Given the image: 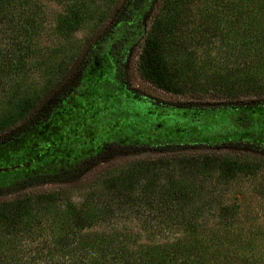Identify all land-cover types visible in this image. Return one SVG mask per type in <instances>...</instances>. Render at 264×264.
Returning a JSON list of instances; mask_svg holds the SVG:
<instances>
[{
  "label": "trees",
  "instance_id": "obj_1",
  "mask_svg": "<svg viewBox=\"0 0 264 264\" xmlns=\"http://www.w3.org/2000/svg\"><path fill=\"white\" fill-rule=\"evenodd\" d=\"M178 1L166 0L163 18H156L145 29L141 38L145 74L166 92L192 96L185 102L170 103L171 106L201 111L263 107L264 0H199L202 7L198 23L204 32L211 25L215 29L214 37L221 44L212 56L216 58L207 55L204 62L206 74L211 72L214 79L200 86V90L188 81L171 79L172 74L162 62V46L166 42L162 25L172 17ZM41 2L0 0V147L18 141L48 121L80 84L91 55L110 33L104 30L83 42L72 56L54 60L53 68L44 71L45 81L41 86L23 90L25 67L39 60L37 55L42 52L37 42L42 27ZM144 2L126 0L117 22L127 12L139 11ZM75 26L76 21L68 16L60 20L59 30L67 35ZM149 153L162 157L131 160L120 167L104 169L98 176L101 193L89 189L84 199L99 201V197H105L104 210L70 207L63 216L67 224L54 216L56 227L46 226L41 220L45 213H40L38 206L42 199L23 194L47 184L75 182L98 161ZM19 169L14 166L0 170V233L5 229L12 236L29 237L34 227L44 228L52 240L42 244L47 249L44 256L35 253L23 260L10 256L4 263L0 260V264L16 261L22 264H243L242 258L236 260L228 251L223 252L228 247V243L223 246L224 239H219L214 250L205 255L206 248L197 239L200 226L192 202L200 194V180L264 170V142L246 137L163 141L150 145L111 141L73 166L30 174H20ZM9 173L16 176L10 177ZM126 211L134 215L146 213L157 229L180 228L185 236L162 244H136L135 236L117 232V227L111 225L117 219L114 215ZM102 224L101 230H93Z\"/></svg>",
  "mask_w": 264,
  "mask_h": 264
},
{
  "label": "rangeland",
  "instance_id": "obj_2",
  "mask_svg": "<svg viewBox=\"0 0 264 264\" xmlns=\"http://www.w3.org/2000/svg\"><path fill=\"white\" fill-rule=\"evenodd\" d=\"M125 3L126 0H42V27L37 41L42 52L37 55L39 60L25 67L23 90L41 86L45 81L44 71L53 68L54 60L72 56L83 42L104 30L110 33L91 55L80 84L48 121L18 141L0 147V170L18 166L20 174H30L73 166L111 141L150 145L163 141L246 137L264 142V106L241 111L171 106L170 103L185 102L192 96H177L159 88L145 74L141 61V38L156 18L165 15L166 0H145L139 11L127 12L117 22ZM177 6L167 24L162 25V34H166L163 66L172 74L171 79L188 81L200 90V86L214 79L204 68L207 55L214 56L221 44L214 37L215 29L211 25L204 32L198 23L202 7L199 0H179ZM68 16L76 21V26L64 35L59 30L60 20ZM159 157L162 156L149 153L98 161L75 182L47 184L23 194L42 199L38 205L40 213H45L41 220L46 226L56 227L54 216L67 224L63 216L70 207L104 210L105 197H99V201L84 200L89 189L101 193L98 176L104 169L120 167L131 160ZM198 184L201 191L194 197L192 209L198 213L197 239L206 248H202L205 255L214 250L219 239H224L223 246L228 243V247L223 252L228 251L236 260L242 258L243 264L264 262V170L235 173L225 179H204ZM114 216L117 219L111 218L108 223L112 220L117 232L135 236L136 244H162L185 236L180 228L157 229L146 213L134 215L126 211ZM103 225L93 230H101ZM45 240L48 243L52 237L44 228L34 227L29 237L12 236L3 229L0 260L4 263L10 256L23 260L35 253L44 256Z\"/></svg>",
  "mask_w": 264,
  "mask_h": 264
}]
</instances>
